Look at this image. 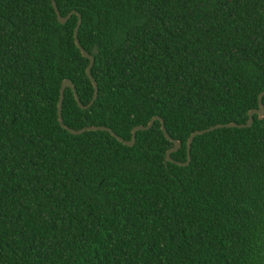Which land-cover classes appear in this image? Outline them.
<instances>
[{
	"label": "trees",
	"instance_id": "1",
	"mask_svg": "<svg viewBox=\"0 0 264 264\" xmlns=\"http://www.w3.org/2000/svg\"><path fill=\"white\" fill-rule=\"evenodd\" d=\"M82 16L98 98L66 126L182 143L244 124L264 91V0H55ZM52 0H0V264H264V118L125 146L59 121L89 60ZM264 103V97H263Z\"/></svg>",
	"mask_w": 264,
	"mask_h": 264
},
{
	"label": "water",
	"instance_id": "2",
	"mask_svg": "<svg viewBox=\"0 0 264 264\" xmlns=\"http://www.w3.org/2000/svg\"><path fill=\"white\" fill-rule=\"evenodd\" d=\"M52 3H53V7L55 9V12L57 14L58 20H59V22L61 24H63V25L67 24V22L72 18L73 15H77L79 17V23H78V26H77V28L75 30V34H74L75 43H76L77 47L80 49L83 57H85L86 59L89 60V65L87 67V71L86 72H87V75H88L90 81H92V83L94 85V88H95L94 96H93L91 102L88 105H84L80 101V97L78 95V92H77V90H76L73 82L70 81V80L63 81L62 88H61V97H60L59 104H58L59 121H60L61 126L63 128H65L66 130H68L71 134H73V135H81V134H84L85 132H90V131H93V130H95V132H96V130H104V131L110 132L114 138H116L119 142L123 143L125 146L133 147L136 144L137 132L138 131H141V130H149L154 125L155 121L160 120L161 121L162 130L164 131L166 137L168 139H170L174 143V146L172 147V149H170L167 152V161L168 162L175 163V164H177L179 166H189L190 163H191V161H192L191 146H192V143H193L194 138L197 135H200V134L209 132L211 130H214V129H217V128H220V127H240V128H242V127H250L253 124V122H254V115H256V114L259 115V118H264V103H263L264 91H263L260 94V96H259V107L258 108H255V109H252V110L249 111V118H248V120H247L246 123H244V124H238V123H235V122H231V123H227V124H218L216 126H212L210 128H207V129L197 130V131L193 132L191 134V136L189 137L188 142H187V151H188V154H187V162H185V163L175 162L172 159V157H171L172 154L179 151V149L182 146V143L179 140H176V139L172 138L168 134L167 129H166V126H165V121L160 116L154 117L147 125H138V126L134 127V129L132 131V140L131 141H126V140L122 139L121 136H119L111 128H109L107 126H103V125H101V126H86V127H83V129H81V130H75V129L69 128L64 123L63 113H62L63 101H64V97H65V90H66L67 87H70L73 90V92H74V94L76 96V99H77L79 105L82 108H88V107H90L91 105L94 104V102L98 98L99 87H98L97 81H95V79L92 76V69H93L94 64H95V57H94V55L98 54V50L95 49L93 51V54H89L82 47V45H81V43L79 41L78 35H79L80 27H81L82 22H83L82 21V16L79 13H77V12H72L67 17H63L61 15L60 11L58 10L56 1L55 0H52Z\"/></svg>",
	"mask_w": 264,
	"mask_h": 264
}]
</instances>
